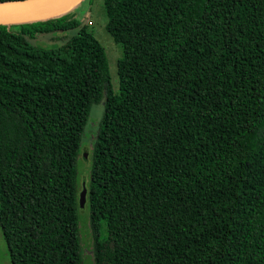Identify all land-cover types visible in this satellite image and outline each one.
<instances>
[{
  "label": "trees",
  "instance_id": "1",
  "mask_svg": "<svg viewBox=\"0 0 264 264\" xmlns=\"http://www.w3.org/2000/svg\"><path fill=\"white\" fill-rule=\"evenodd\" d=\"M102 4L123 47L117 91L70 10L0 24L11 264H82L76 159L98 103L84 186L92 264H264V0ZM69 29L56 46L34 43Z\"/></svg>",
  "mask_w": 264,
  "mask_h": 264
},
{
  "label": "rangeland",
  "instance_id": "2",
  "mask_svg": "<svg viewBox=\"0 0 264 264\" xmlns=\"http://www.w3.org/2000/svg\"><path fill=\"white\" fill-rule=\"evenodd\" d=\"M74 18L81 24H85L89 32L93 34L104 50L108 62V71L110 76L111 87L117 91L119 78L117 72L118 61L123 56V47L121 43L116 42L106 30L107 15L104 10L102 0H81L75 7L70 9ZM76 29H69L65 32H56L50 35H44L34 43L43 46H56L62 42L65 35L69 37L74 34ZM103 105L101 103L92 106L85 125L84 134L79 146V154L76 159L77 170V188L85 186L89 180L91 166V149L95 138L97 126ZM78 215V232L81 244L82 264H92V237L89 226V209L85 204L77 209ZM0 264H11L8 248L0 229Z\"/></svg>",
  "mask_w": 264,
  "mask_h": 264
},
{
  "label": "water",
  "instance_id": "3",
  "mask_svg": "<svg viewBox=\"0 0 264 264\" xmlns=\"http://www.w3.org/2000/svg\"><path fill=\"white\" fill-rule=\"evenodd\" d=\"M81 0H14L0 2V24H21L62 14ZM86 201V188L79 193V206Z\"/></svg>",
  "mask_w": 264,
  "mask_h": 264
}]
</instances>
